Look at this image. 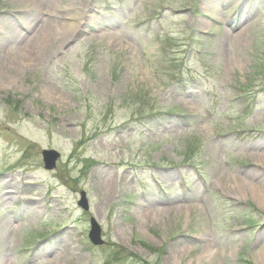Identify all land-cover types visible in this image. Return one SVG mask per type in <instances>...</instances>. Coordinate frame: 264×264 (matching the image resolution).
<instances>
[{"label": "rangeland", "instance_id": "obj_1", "mask_svg": "<svg viewBox=\"0 0 264 264\" xmlns=\"http://www.w3.org/2000/svg\"><path fill=\"white\" fill-rule=\"evenodd\" d=\"M35 1L0 0V260L264 264V0Z\"/></svg>", "mask_w": 264, "mask_h": 264}, {"label": "bare ground", "instance_id": "obj_2", "mask_svg": "<svg viewBox=\"0 0 264 264\" xmlns=\"http://www.w3.org/2000/svg\"><path fill=\"white\" fill-rule=\"evenodd\" d=\"M35 2H36V4H38L37 8H38L39 13H42L44 10H46L47 6H46V4H43L41 0H37ZM54 18L55 17L47 18V19L45 18L43 20V24L44 25L49 24ZM35 39L36 38L34 37V39H32V41ZM26 41H27V38H26ZM9 64H10V66L15 65V64H11V63H9ZM122 125H126V123L122 124ZM253 156H254L255 160L257 162H259L264 167V154L254 153ZM87 159H89L90 162L92 161L91 158H87ZM253 178H256V177L253 175ZM244 181L246 183L245 189L246 188L255 189L257 187L256 183L253 181H248V180H244ZM255 181L256 182L259 181V178L257 177L255 179ZM102 191L105 195H111L112 192H115L114 187L110 186V185L103 186ZM236 194H237V192H236ZM16 232H17V228L13 222H10V221L7 222V220H6L3 223H1L0 224V241H1V243L3 242L4 245H7L9 243V241H13V240L15 241L17 238ZM7 263H9L7 257H4V259L0 260V264H7Z\"/></svg>", "mask_w": 264, "mask_h": 264}, {"label": "water", "instance_id": "obj_3", "mask_svg": "<svg viewBox=\"0 0 264 264\" xmlns=\"http://www.w3.org/2000/svg\"><path fill=\"white\" fill-rule=\"evenodd\" d=\"M42 156L44 160V166L47 170H52L56 167V163L58 158L60 157V153L54 149H44L42 151ZM78 204L84 208L88 209V202L85 197V193L82 192L81 200ZM89 238L94 245H101L103 240L101 238V228L99 224L95 221V219H91V229L89 232Z\"/></svg>", "mask_w": 264, "mask_h": 264}]
</instances>
